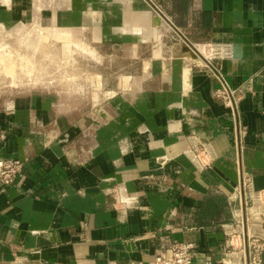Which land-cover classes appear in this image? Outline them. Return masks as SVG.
Here are the masks:
<instances>
[{
  "label": "crops",
  "instance_id": "obj_1",
  "mask_svg": "<svg viewBox=\"0 0 264 264\" xmlns=\"http://www.w3.org/2000/svg\"><path fill=\"white\" fill-rule=\"evenodd\" d=\"M69 7L96 39L132 32L135 52L148 42L170 57L154 62L155 85L85 110L42 93L0 101V159L24 161L14 184L0 181V264L146 263L175 241L197 245L192 264H226L242 179L254 218L264 209V0ZM220 78L242 90L241 137L214 95ZM195 143L204 165L187 154Z\"/></svg>",
  "mask_w": 264,
  "mask_h": 264
},
{
  "label": "rangeland",
  "instance_id": "obj_2",
  "mask_svg": "<svg viewBox=\"0 0 264 264\" xmlns=\"http://www.w3.org/2000/svg\"><path fill=\"white\" fill-rule=\"evenodd\" d=\"M69 1L0 0L2 103L42 93L57 99L63 108L81 111L124 90L133 92L140 85L143 90L146 82L157 83L150 74L154 62L164 63L171 52L155 57L148 42L142 43L144 52H135L138 34L132 32L117 37L116 31L113 39H104L109 33L98 31L102 38L96 39L94 25L74 21ZM192 64L200 68V63Z\"/></svg>",
  "mask_w": 264,
  "mask_h": 264
},
{
  "label": "built area",
  "instance_id": "obj_3",
  "mask_svg": "<svg viewBox=\"0 0 264 264\" xmlns=\"http://www.w3.org/2000/svg\"><path fill=\"white\" fill-rule=\"evenodd\" d=\"M208 63L212 65L210 61ZM220 80V86L214 90V95L222 101L230 116L236 121L237 132L241 137V134L245 133L240 112L242 90L233 88L223 78H220ZM190 152L196 156V159L191 157ZM187 154L197 164L204 165L200 157V147L197 143L189 147ZM23 166L24 161L20 158L0 159V181L7 185L14 184ZM245 186L246 180L242 179L230 195V200H237V203H233L236 208L235 220L232 223L223 224V231L226 236V255L229 257V261L222 260L226 264H236L237 252L240 251H243L244 255L241 264H263L264 209L260 212L262 218L257 216L254 218L255 212L253 206L249 204ZM197 253L198 247L194 242L175 241L166 250L159 252L153 260L137 264H192ZM206 263L216 264L210 257L207 258Z\"/></svg>",
  "mask_w": 264,
  "mask_h": 264
},
{
  "label": "bare ground",
  "instance_id": "obj_4",
  "mask_svg": "<svg viewBox=\"0 0 264 264\" xmlns=\"http://www.w3.org/2000/svg\"><path fill=\"white\" fill-rule=\"evenodd\" d=\"M9 65V64H8ZM8 65L6 66V67H8ZM10 66V65H9ZM12 68V67H11ZM11 68H7L8 70H10ZM12 70V69H11ZM193 157H194V159H196V156L193 154Z\"/></svg>",
  "mask_w": 264,
  "mask_h": 264
}]
</instances>
